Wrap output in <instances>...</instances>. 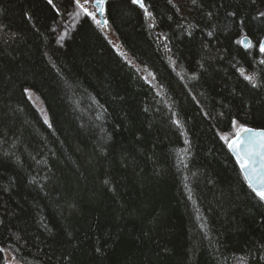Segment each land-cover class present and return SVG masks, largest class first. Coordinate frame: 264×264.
<instances>
[{"label":"trees","instance_id":"1","mask_svg":"<svg viewBox=\"0 0 264 264\" xmlns=\"http://www.w3.org/2000/svg\"><path fill=\"white\" fill-rule=\"evenodd\" d=\"M143 4L107 16L159 92L90 16L60 37L74 0H0V264H264V201L220 137L264 128V0Z\"/></svg>","mask_w":264,"mask_h":264},{"label":"snow or ice","instance_id":"2","mask_svg":"<svg viewBox=\"0 0 264 264\" xmlns=\"http://www.w3.org/2000/svg\"><path fill=\"white\" fill-rule=\"evenodd\" d=\"M88 0H85L87 3ZM171 2V0H170ZM195 2V0H193ZM49 3H52V0H49ZM77 7L81 9V11L86 16H90L93 20H95V15L88 11L84 4L81 3V0H75ZM105 0H95L94 7L101 13H103ZM133 4L139 5L141 8H144L143 0H132ZM147 14V9H145ZM260 15L264 16V13ZM99 24L100 22L97 21ZM107 22L105 21V24ZM237 43L244 46L246 49L251 48L252 44L251 41L248 40L247 37L244 39L237 41ZM259 52L264 54V41L259 42L258 45ZM264 64V61H261ZM243 75V73H242ZM250 83L253 82L252 76H245L244 77ZM253 86H255L253 84ZM236 122L233 121V126L235 127ZM242 134L252 135L253 130L249 128H241L240 131L236 134V138L233 139L229 144L228 147L230 150L237 152V159L238 163L240 164L241 170L246 174L245 178L249 182V187L252 188L253 192H255L256 196L261 200L264 201V132L262 133H255L254 135L259 137V145L262 149L261 152L257 153L254 150V145L251 139L249 141H244ZM242 153V154H241ZM259 156V167H257V161L255 157Z\"/></svg>","mask_w":264,"mask_h":264},{"label":"rangeland","instance_id":"3","mask_svg":"<svg viewBox=\"0 0 264 264\" xmlns=\"http://www.w3.org/2000/svg\"><path fill=\"white\" fill-rule=\"evenodd\" d=\"M94 1L95 0H88L87 3H85V0H81V3L85 5V7L88 9L89 12L93 13L95 15V21L97 22V14L95 13V7H94ZM74 8H72L71 13L69 14L70 17V24H74L75 21H78L81 17H84V13L81 11L79 7H77L75 1H74ZM69 21V20H68ZM62 22V21H61ZM67 21L60 23L62 25V32L67 33V37L69 35V32L72 30V28L67 27ZM102 33L104 36L107 38L109 44L112 46V48L129 64L131 65L137 72L138 74L152 87L155 89V91L159 92L160 91V86L158 85L155 76L153 72L146 67L145 65L139 63L129 52L123 47L115 29L113 26L108 22L106 27H104L102 30ZM61 32V33H62ZM59 33V35H61ZM66 40V39H65ZM59 41V39H58ZM26 96L29 99V101L32 103V105L37 109V111L40 113L42 119L45 122H49V114L47 112V109L40 97V95L35 92L34 90L27 88L25 90ZM235 127L233 126L232 123V128L230 131L226 132H220V137L225 142L226 144L229 142L230 139L234 137V135L240 131L243 126L239 124L237 121H235ZM4 260L6 264H22L17 260V258L10 253L9 251H4Z\"/></svg>","mask_w":264,"mask_h":264},{"label":"water","instance_id":"4","mask_svg":"<svg viewBox=\"0 0 264 264\" xmlns=\"http://www.w3.org/2000/svg\"><path fill=\"white\" fill-rule=\"evenodd\" d=\"M98 15H99V17L103 20V13H101L100 11H98ZM247 38H248L249 41H251L249 37H247ZM243 39H244V38H243ZM262 41H264V39H263ZM243 47H244V46H243ZM244 48H245V47H244ZM245 128L252 129V130H253V134H252L251 136H250V135H247V134H242L243 140L247 142V141H249V139H251L252 142H253V145H254V150H255L257 153L261 152L262 149H261V147H260V145H259V137L255 136L254 134H255V133H262V132H264V128H263V129H262V128H254V127H245ZM238 132H239V131H238ZM238 132H237V133H238ZM237 133H236V134H237ZM236 134H235L234 137H233L232 139H230L229 142L227 143V150H228V152L231 154V156L233 157L234 161L236 162L237 167L239 168L241 174L243 175V177H244L246 183H247L248 186H249V182H248V180H246V178H245L246 174L241 170L240 164L238 163L237 152H236V151H233V150H230L229 147H228V144H229L233 139L236 138ZM241 154H242V153H241ZM255 159H256V161H257V167H259V156L255 157ZM250 188H251V187H250ZM251 189H252V188H251ZM252 191H253V190H252ZM254 193H255V192H254ZM255 195H256V194H255Z\"/></svg>","mask_w":264,"mask_h":264},{"label":"bare ground","instance_id":"5","mask_svg":"<svg viewBox=\"0 0 264 264\" xmlns=\"http://www.w3.org/2000/svg\"><path fill=\"white\" fill-rule=\"evenodd\" d=\"M75 1V0H74ZM109 1H111V0H105V3H104V7H103V20L99 17V15H98V10L96 9V7H95V13L97 14V19H98V21L100 22L99 24L94 20V22L97 24V26L100 28V30H102L104 27H106V25H107V23L109 22V20H108V16H107V5H108V2ZM52 4V3H51ZM95 4V3H94ZM93 4V5H94ZM74 6H75V4H74ZM105 21L107 22L106 24H105ZM67 24V27H69V28H76L77 27V25L79 24V21H75L74 22V24H70V17H69V21H67L66 22ZM62 24L64 25V23L62 22ZM57 29H59L60 30V33L62 32V25L61 24H59L58 26H57ZM60 37H63V38H67V33L66 32H62L61 33V35H60Z\"/></svg>","mask_w":264,"mask_h":264},{"label":"flooded vegetation","instance_id":"6","mask_svg":"<svg viewBox=\"0 0 264 264\" xmlns=\"http://www.w3.org/2000/svg\"><path fill=\"white\" fill-rule=\"evenodd\" d=\"M94 3H95V1H94Z\"/></svg>","mask_w":264,"mask_h":264}]
</instances>
